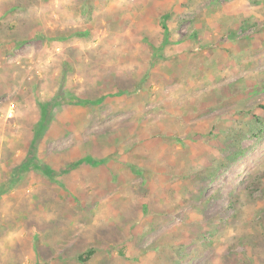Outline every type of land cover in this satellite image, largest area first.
I'll return each mask as SVG.
<instances>
[{
  "label": "rangeland",
  "instance_id": "374dc122",
  "mask_svg": "<svg viewBox=\"0 0 264 264\" xmlns=\"http://www.w3.org/2000/svg\"><path fill=\"white\" fill-rule=\"evenodd\" d=\"M261 103L264 0H0V264H264Z\"/></svg>",
  "mask_w": 264,
  "mask_h": 264
},
{
  "label": "trees",
  "instance_id": "16d2710c",
  "mask_svg": "<svg viewBox=\"0 0 264 264\" xmlns=\"http://www.w3.org/2000/svg\"><path fill=\"white\" fill-rule=\"evenodd\" d=\"M83 103H84V101H79V100L74 101L73 100L71 104L82 105ZM38 107H39L40 113H41L40 127H41V129H45V126H46L45 119H46L47 113L50 109L49 103H39ZM257 108L264 111V103L258 104ZM74 165H76V163ZM27 166L35 167V166H37V164L33 165L31 163H28V164H26V168H28ZM41 171L47 176H51L54 173V171H52L51 169H41ZM250 186H251V190H252L251 191L252 193L251 192L248 193L249 196H251L250 198L263 200V196H264V193H263L264 192V172L259 177L252 178ZM207 224H209V223H207ZM203 230L204 231L205 230L210 231L211 227H205ZM155 250L157 252H159V251L161 252V248H159V249L157 248ZM93 254H94L93 250H89L85 253L84 256H82V255L78 256L77 260L84 263V262L88 261L93 256ZM240 264H244L243 261H241Z\"/></svg>",
  "mask_w": 264,
  "mask_h": 264
}]
</instances>
